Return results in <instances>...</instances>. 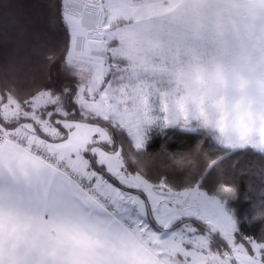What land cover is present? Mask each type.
I'll return each mask as SVG.
<instances>
[{
  "label": "snow or ice",
  "instance_id": "obj_1",
  "mask_svg": "<svg viewBox=\"0 0 264 264\" xmlns=\"http://www.w3.org/2000/svg\"><path fill=\"white\" fill-rule=\"evenodd\" d=\"M49 7L63 81L0 88V264H264V0ZM165 129L197 138L186 183L141 170Z\"/></svg>",
  "mask_w": 264,
  "mask_h": 264
},
{
  "label": "trees",
  "instance_id": "obj_2",
  "mask_svg": "<svg viewBox=\"0 0 264 264\" xmlns=\"http://www.w3.org/2000/svg\"><path fill=\"white\" fill-rule=\"evenodd\" d=\"M22 5L20 13L23 28L16 35H5L0 30V88L6 83L15 87L23 94L30 88L56 86L64 77L58 65L42 63L37 51L43 44H52L61 39L58 30L52 24L55 9L49 7L58 0H12ZM194 134H184L178 129H165L162 133H153L146 154L150 175L160 171L162 163L172 165L168 173L170 181L186 183L185 172L172 162V155L185 156L188 150L196 144ZM256 170L260 164L255 155L248 158ZM152 176V175H151ZM253 180L259 182L258 176ZM247 188L246 179L241 180L240 189L243 193ZM259 231V225L255 226ZM251 234V232L249 233Z\"/></svg>",
  "mask_w": 264,
  "mask_h": 264
},
{
  "label": "clouds",
  "instance_id": "obj_3",
  "mask_svg": "<svg viewBox=\"0 0 264 264\" xmlns=\"http://www.w3.org/2000/svg\"><path fill=\"white\" fill-rule=\"evenodd\" d=\"M178 159L182 160V163L178 167H180L185 172L186 182H188V181H190L191 175L195 171L197 165L194 162L189 161V159H187L186 155L180 156V157H178ZM145 160L148 161V156L146 153H145ZM200 162L201 163L203 162L202 158H201ZM141 170L149 173L148 163H146V167L141 169ZM172 170H173L172 165H170L168 163H162L161 167H160V171L155 172L151 175L153 176V178H159V177H165V176L168 177V173ZM157 264H162V261H158Z\"/></svg>",
  "mask_w": 264,
  "mask_h": 264
}]
</instances>
